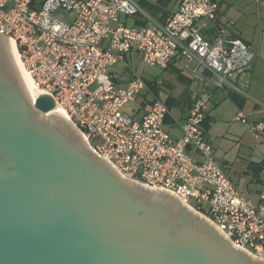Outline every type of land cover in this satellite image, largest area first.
<instances>
[{"label":"built area","instance_id":"obj_1","mask_svg":"<svg viewBox=\"0 0 264 264\" xmlns=\"http://www.w3.org/2000/svg\"><path fill=\"white\" fill-rule=\"evenodd\" d=\"M219 11L216 0H181L159 21L139 0H0V32L15 40L38 95H51L55 109L65 111L89 147L122 177L174 194L234 245L264 259V188L256 201L239 190L204 127L213 92L245 94L236 80L255 59L245 40L231 36ZM135 16L145 22L123 20ZM133 51L146 66L167 69L176 61L190 74L195 89L183 122L151 91L146 106L137 103L148 87L142 75L117 81L113 67ZM128 103L138 104L133 116L124 111ZM258 106L264 112V102ZM244 118L239 112L237 119ZM251 127L264 143V117Z\"/></svg>","mask_w":264,"mask_h":264},{"label":"water","instance_id":"obj_2","mask_svg":"<svg viewBox=\"0 0 264 264\" xmlns=\"http://www.w3.org/2000/svg\"><path fill=\"white\" fill-rule=\"evenodd\" d=\"M30 96L0 32V264H264L177 196L126 179Z\"/></svg>","mask_w":264,"mask_h":264},{"label":"rangeland","instance_id":"obj_3","mask_svg":"<svg viewBox=\"0 0 264 264\" xmlns=\"http://www.w3.org/2000/svg\"><path fill=\"white\" fill-rule=\"evenodd\" d=\"M220 4V11L223 13L224 21L229 22V28L243 32V36L248 35L255 42L264 43V18L261 16L259 8L264 4V0H216ZM219 11V13H220ZM254 43V42H252ZM16 62V61H15ZM118 82H126L135 73L142 75L147 80H156L158 85V96L166 100L177 87L188 85L189 90H194L195 85L190 79V84L180 81L170 70L157 66H146L142 60L140 52L128 53L127 59L116 64L112 69ZM183 74L191 78L186 71ZM264 80V76H260ZM167 83H172L176 88L172 90ZM95 87V86H93ZM177 88V89H178ZM149 98V87L144 92ZM142 98L137 101L141 103ZM137 103H128L124 106V111L130 115H135L138 109ZM220 105V106H219ZM219 108L209 110L211 115L210 128L207 129L208 136L214 148L217 161L231 169L234 182L239 190L247 197L256 201L258 190L264 185L256 178L255 171L249 168L253 160H264V143L254 136L251 123L260 121L264 117V112L257 108L254 115H245L244 119L231 120L236 113V108L229 107L228 103L219 104ZM173 113L179 118L181 113L177 106L173 107ZM264 170V169H263ZM264 177V171L262 172Z\"/></svg>","mask_w":264,"mask_h":264},{"label":"crops","instance_id":"obj_4","mask_svg":"<svg viewBox=\"0 0 264 264\" xmlns=\"http://www.w3.org/2000/svg\"><path fill=\"white\" fill-rule=\"evenodd\" d=\"M141 1L140 4L144 8V10L153 18L159 20V21H165L166 18L174 13L176 10H178L180 6L181 0H170L168 5L166 7H162L160 10H157L158 12L155 14L151 13L145 5H143L142 1L145 2V4H156L158 0H139ZM259 11L261 13V16L264 18V4L259 8ZM223 13L220 11L219 15L220 18L225 25L227 22L224 21ZM123 20L127 22L129 25H141L145 22L143 20L142 16H135V17H123ZM264 30V27L263 29ZM230 34L233 38H241L245 40L252 48V50L255 52V59L252 65V68L250 70H247L246 72L240 73L237 77V84L243 89L244 93L237 92L232 89H228L227 92L225 91H215L213 92V99L211 102L210 109L212 108H219V104L228 103L229 107L227 108H236V113L234 116H232L231 120H238L237 116L239 112H243L245 115H254L259 108L258 102H264V80L261 79L260 76H264V43L262 41L255 42L250 39V36L245 35L243 36V32L235 31L229 28ZM254 42V43H252ZM114 74V73H113ZM187 77V76H186ZM189 80L191 78L187 77ZM128 81V80H127ZM192 81V79H191ZM193 82V81H192ZM124 83V82H123ZM186 84V83H185ZM193 84V83H192ZM177 87V86H176ZM173 85V88H176ZM172 88V90H174ZM178 88V87H177ZM177 92H172V96L174 98H180L182 97L183 93L187 89V85L179 87ZM174 90V91H175ZM190 96L188 99H184L181 101V103L175 105L177 106V110L181 113V116L178 118L173 113V108H171L172 114L176 118L177 121L183 122V120L186 118L190 104H191V95L192 90H189ZM166 102V100H165ZM219 105V106H218ZM257 121V120H256ZM172 123V120H171ZM174 127V126H173ZM204 127L206 128V125L204 124ZM175 131L177 133H180V129L178 128V125L174 127ZM208 134V133H207ZM260 160H253L254 162L258 163L262 161ZM262 170L259 175H257L256 178L259 179V181L264 185V177L262 176Z\"/></svg>","mask_w":264,"mask_h":264},{"label":"trees","instance_id":"obj_5","mask_svg":"<svg viewBox=\"0 0 264 264\" xmlns=\"http://www.w3.org/2000/svg\"><path fill=\"white\" fill-rule=\"evenodd\" d=\"M170 0H158L156 4H145L144 1H142L143 5L147 7L151 11V13H157V10H160L163 6L166 7L168 5ZM141 2V1H140ZM170 16V15H169ZM168 16V17H169ZM167 19V18H166ZM126 22V20L124 21ZM178 59V58H176ZM174 74L180 81H183L184 83H189L190 80L183 74L182 69L179 67V65L176 63V61H172L170 63V66L167 68ZM166 69V70H167ZM167 85L171 88H173L172 83H167ZM147 86L149 87V92H153L155 95H158V85L156 84V80H147ZM188 86V85H187ZM189 89L187 88L186 91L183 93L182 97L180 98H174L171 94L166 99V103L170 108H173L178 103L180 104L182 100L188 99L190 96ZM148 95L142 94V104L143 106H146L148 103L146 102ZM210 119L211 115L209 114V111L207 113L206 119L204 121V124L206 125L207 129L210 128ZM167 122H171L170 116L167 117ZM252 167V168H251ZM249 168L253 169L255 171L256 176L260 174V172L264 169V160L258 162V163H251L249 165Z\"/></svg>","mask_w":264,"mask_h":264},{"label":"bare ground","instance_id":"obj_6","mask_svg":"<svg viewBox=\"0 0 264 264\" xmlns=\"http://www.w3.org/2000/svg\"><path fill=\"white\" fill-rule=\"evenodd\" d=\"M9 44H10V48H11L13 57H14V59L16 61L17 67L19 69V72H20V74L22 76V79H23V81H24V83H25V85L27 87V90H28L30 96L34 100L39 93H38V91L35 88L33 78L31 77L29 71L25 68V66H24V64H23V62H22V60L20 58V55H19L16 43H15V40L12 39V38H9ZM52 112L60 113V114H62L63 116L66 117L65 111L63 109L59 108V107L56 108L55 110H53Z\"/></svg>","mask_w":264,"mask_h":264}]
</instances>
